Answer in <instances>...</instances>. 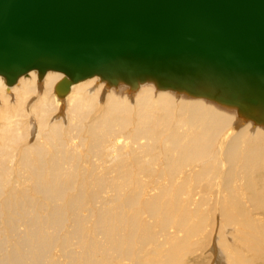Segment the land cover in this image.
<instances>
[{
	"label": "bare ground",
	"instance_id": "1",
	"mask_svg": "<svg viewBox=\"0 0 264 264\" xmlns=\"http://www.w3.org/2000/svg\"><path fill=\"white\" fill-rule=\"evenodd\" d=\"M64 76L0 75V264H264V118Z\"/></svg>",
	"mask_w": 264,
	"mask_h": 264
},
{
	"label": "water",
	"instance_id": "2",
	"mask_svg": "<svg viewBox=\"0 0 264 264\" xmlns=\"http://www.w3.org/2000/svg\"><path fill=\"white\" fill-rule=\"evenodd\" d=\"M150 78L264 118V0H0V75Z\"/></svg>",
	"mask_w": 264,
	"mask_h": 264
},
{
	"label": "rangeland",
	"instance_id": "3",
	"mask_svg": "<svg viewBox=\"0 0 264 264\" xmlns=\"http://www.w3.org/2000/svg\"><path fill=\"white\" fill-rule=\"evenodd\" d=\"M96 78V80H97V77H95ZM100 84V83H99ZM101 84H103V83H101ZM103 87H104V84H103ZM152 87H153V85H152ZM154 88V87H153ZM154 90H156L155 88H154ZM105 91H107V90H105ZM157 91V90H156ZM170 92V91H169ZM54 93V92H53ZM64 93H66V91L64 92ZM64 93H62V95L64 94ZM171 93H173V92H171ZM125 94H127V93H125ZM174 94V93H173ZM129 95H131V94H129ZM175 95V94H174ZM56 96V95H55ZM211 103V102H210ZM215 242V241H214ZM213 243V242H212ZM211 246H212V244H211ZM211 246H209V248H211ZM213 252H212V250L210 251V249H209V251H208V254L210 255V256H208V258H209V264L211 263V262H214V253L212 254Z\"/></svg>",
	"mask_w": 264,
	"mask_h": 264
}]
</instances>
